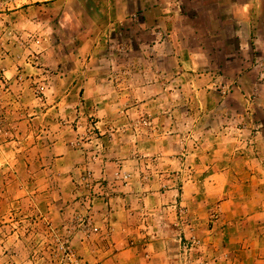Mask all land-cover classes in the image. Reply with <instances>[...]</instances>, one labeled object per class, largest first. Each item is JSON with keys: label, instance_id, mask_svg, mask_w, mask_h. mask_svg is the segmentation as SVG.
Wrapping results in <instances>:
<instances>
[{"label": "rangeland", "instance_id": "374dc122", "mask_svg": "<svg viewBox=\"0 0 264 264\" xmlns=\"http://www.w3.org/2000/svg\"><path fill=\"white\" fill-rule=\"evenodd\" d=\"M163 142L264 150V0H0V264H94L98 199L130 184L124 160L158 175ZM190 239L184 263L207 264Z\"/></svg>", "mask_w": 264, "mask_h": 264}, {"label": "crops", "instance_id": "0c3cea01", "mask_svg": "<svg viewBox=\"0 0 264 264\" xmlns=\"http://www.w3.org/2000/svg\"><path fill=\"white\" fill-rule=\"evenodd\" d=\"M93 58L99 57L92 54L89 61ZM96 73L102 77L99 71ZM90 87L87 91V87L84 90L76 85L71 94L97 92L98 86ZM152 146L146 145V156L154 154L150 151ZM170 146L162 143L161 155L157 156L161 160L157 166L160 171L153 183L155 177L145 182L146 176L140 185L136 183L135 178L142 172L136 170V165L144 164L143 160H124L123 171L132 175L130 184L119 189L122 194L116 198L108 201L97 198L102 202L101 212L95 215L100 221L95 226H104L100 237L103 241L98 240L89 251L84 249L92 255L91 261L94 264H194L191 260L184 263L183 254L191 250L190 237H198L202 239L204 254L209 256L207 264H264L263 148L248 147L249 157L238 153L233 159L225 148L214 146L212 150H199L183 159L177 153L169 156L173 152ZM136 147L130 146V150L135 154L143 152ZM62 152L65 155L61 160L69 161L72 152ZM109 164L105 160L104 164L96 163L94 167L100 166V172L104 169L108 178L113 170ZM163 166L171 172L177 168L185 171L182 185L177 187L170 181L173 186L167 189L169 184L163 179L167 171L162 170ZM104 187L110 188V185ZM216 213L220 214L214 219ZM212 241L216 249L212 248Z\"/></svg>", "mask_w": 264, "mask_h": 264}, {"label": "built area", "instance_id": "2783aa9c", "mask_svg": "<svg viewBox=\"0 0 264 264\" xmlns=\"http://www.w3.org/2000/svg\"><path fill=\"white\" fill-rule=\"evenodd\" d=\"M76 264H83V263H80V262H76Z\"/></svg>", "mask_w": 264, "mask_h": 264}]
</instances>
